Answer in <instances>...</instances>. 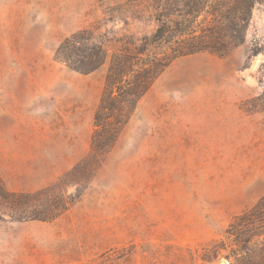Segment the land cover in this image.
I'll return each instance as SVG.
<instances>
[{"label":"rangeland","instance_id":"obj_1","mask_svg":"<svg viewBox=\"0 0 264 264\" xmlns=\"http://www.w3.org/2000/svg\"><path fill=\"white\" fill-rule=\"evenodd\" d=\"M152 2L0 0V264H264V6L225 56L173 60L91 151L112 62L166 51L146 46ZM81 30L105 51L90 74L54 58Z\"/></svg>","mask_w":264,"mask_h":264},{"label":"trees","instance_id":"obj_2","mask_svg":"<svg viewBox=\"0 0 264 264\" xmlns=\"http://www.w3.org/2000/svg\"><path fill=\"white\" fill-rule=\"evenodd\" d=\"M152 1L151 7L160 18L153 36L146 40L149 42L146 46L166 51L154 54L151 61L146 59L136 74H132L131 60L112 62L93 115L94 131L90 142L93 153L104 152L113 145L138 100L173 60L202 52L225 56L244 43L254 7L264 6V0ZM141 51L138 55L148 58L147 50ZM54 58L77 73L90 74L104 63L105 51L100 42L93 41L90 30H81L59 45ZM15 196L0 185V200L7 201ZM251 215L264 217V197L252 209ZM31 219L46 220L42 217ZM239 242L245 241L240 239Z\"/></svg>","mask_w":264,"mask_h":264},{"label":"water","instance_id":"obj_3","mask_svg":"<svg viewBox=\"0 0 264 264\" xmlns=\"http://www.w3.org/2000/svg\"><path fill=\"white\" fill-rule=\"evenodd\" d=\"M219 264H226L225 262H221V263H219Z\"/></svg>","mask_w":264,"mask_h":264}]
</instances>
